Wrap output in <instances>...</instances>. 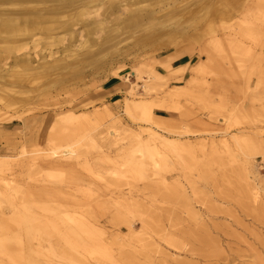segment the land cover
<instances>
[{
  "label": "rangeland",
  "instance_id": "374dc122",
  "mask_svg": "<svg viewBox=\"0 0 264 264\" xmlns=\"http://www.w3.org/2000/svg\"><path fill=\"white\" fill-rule=\"evenodd\" d=\"M21 1L23 4L0 8H27ZM118 1L127 0H98L96 13L82 12L77 18L72 11L73 17L60 20L69 27L66 32L37 15L0 27V110L21 117L11 124L0 122V157L5 163L0 167V179L10 184L8 190L0 187L1 231L10 234L18 224L24 227L27 216L36 219L31 225H38L49 217L42 211L49 204L58 212L74 211L94 222L110 241L141 238L156 244L157 249L146 251L152 264H264V18L252 4L256 0L139 1L142 15L157 18L175 6L190 9L184 19L193 33L185 39L197 47L192 64L201 66L192 94L174 99V103L164 101L170 84L145 93L146 74L138 81L129 77L126 92L136 84L139 96L135 98L151 99L165 109L177 108L170 116L155 107L154 114L167 119L153 123L140 115L129 119L116 104L90 97L94 78L117 68L127 73L146 68L152 55L161 50L159 46L146 54L144 47L143 52L127 49L111 65L90 69L93 58L84 57L103 42L104 33L97 31L88 40L81 23L102 18L109 5ZM126 8L121 18L133 15L135 7ZM101 60L105 62L104 56ZM191 75L190 71L188 77ZM104 106L109 116L102 115L97 123L118 131L116 145L102 141L96 143V149L85 143L71 147L78 137L69 136V131L62 143L48 138L49 119L69 111L91 117L102 113ZM153 130L162 138L180 137L177 147L152 140ZM135 136L166 157L168 165L150 177L152 182L124 173L126 153L135 144ZM68 146L79 149L78 160L49 158L50 149ZM49 174L58 179L46 178ZM252 185L258 187L255 201ZM181 189L185 199L179 198ZM74 202L79 205L73 207ZM136 205L145 219L143 228L137 216L121 211V207ZM123 222L132 226L133 233ZM21 236L28 258L43 264L44 252L29 251L34 238ZM9 259L0 258V264H14Z\"/></svg>",
  "mask_w": 264,
  "mask_h": 264
},
{
  "label": "bare ground",
  "instance_id": "6f19581e",
  "mask_svg": "<svg viewBox=\"0 0 264 264\" xmlns=\"http://www.w3.org/2000/svg\"><path fill=\"white\" fill-rule=\"evenodd\" d=\"M64 1L66 0H24V4L27 8L22 7L16 10H14V8H0V27H9L13 22L12 20L18 18L27 20L28 16L37 15L39 18L43 19L45 23H57L56 28L60 31L66 32L69 30V27H64L60 20L73 17L72 15L75 14L76 18L81 17L82 12L87 14L96 13L98 9H100L98 7L100 5L98 0H86V2L85 0H77L80 2H76V4L74 2L66 3ZM139 1L149 0H128V3L125 4L118 1L115 5H109V12H106L102 18L96 20H91V18L89 22L81 23L83 37L88 40H90V37L97 31L104 33L102 39L103 42L96 45V48L92 52H89L84 59L89 60L93 58L91 62L97 65L98 63L96 62H100V58L103 57L106 51L104 43L109 42L111 39H116L115 36L120 30L124 31L128 28L132 29V32L134 33L136 29L141 28L145 21L153 20L149 13L144 15L141 14V9L138 7ZM6 4L13 7V4L20 5L23 4V1L1 0L0 6L6 7ZM252 4L262 12V17L264 18V0H256ZM29 5H32V8H28ZM125 7H127L126 9L135 7L132 11V16L124 17L120 20L121 22L119 21L118 23V20L115 17L113 20L110 18L115 12H118L121 8ZM72 11L76 13L74 14ZM69 12L71 13L66 16L65 14ZM163 21L164 20L162 19L160 25L164 26L163 28H167L168 26ZM106 25H108L107 30H105ZM129 36L132 38V33L129 34ZM216 44H219V42ZM202 52L206 53L207 49L205 48ZM24 60L29 62L30 58L25 57ZM172 60L173 57H167L165 62L161 64L159 63V68L165 73L156 71L154 64H148L145 66L146 68L141 66L130 71L128 77H124V81L129 82V77H134L135 80L138 81L141 79L142 73L146 74L147 77L144 81L147 86H143L145 93H148L155 88H163L166 85L169 86L171 81H178L177 84L169 86L164 101L174 103V99L177 101L179 98H187L198 85L197 75L201 70V66H199V64L194 65L187 62L184 65L173 68L170 65ZM120 70V68L115 69L110 73V76L121 79L120 74H118V71ZM188 70L189 73L190 71L192 72V75L183 80L182 83H179L182 80L183 74ZM123 95L124 97L122 100L114 101L113 104H116L117 109L127 118L133 119L135 115H140L147 123H153L152 121L154 120L161 121L167 119L154 114V108L159 106L154 105L151 99L135 98L139 96L136 92V84H133L131 89ZM103 108L102 113H96L91 117H85L82 114H74L69 111L56 116L55 119H49L50 132L48 138H52L53 141L62 143L66 141V135H64V133L69 131V136L73 135V137H78L74 143L70 144L71 147L85 143L86 147L96 149V143H103L102 141L109 145H116L120 136L118 131L113 129L112 126L108 127L97 123L99 120L97 118L102 115L106 117L109 116L106 107L104 106ZM163 108V106H160L157 110L161 113H167L170 116L174 115L177 111L175 106L173 109L166 107L168 110ZM251 111L259 115L258 111ZM18 120H21L19 115H5L0 110L1 123L11 124ZM22 121L24 128L23 131L25 132L27 126L25 120ZM81 123L83 124L79 126ZM153 131L154 132L150 134L152 140H156L161 145L170 148L175 149L177 147L178 142L176 140L180 137L170 139L163 136L162 138L158 132H155V130ZM68 139L69 138H67V140ZM135 141V144L130 147V151L126 153V159L124 160L126 162L123 165L124 173L132 179H138L141 181L151 180L152 182L153 177L157 176L159 170L168 165L166 157L162 156L155 147H149L147 143H143L137 138V136H135ZM71 147L50 149L49 158L55 161H60L61 159L73 161L78 160L79 149ZM100 148L101 147L99 146V149ZM1 158L2 157H0V167L5 164ZM183 162L186 166L188 165V161ZM150 177H152V179H150ZM46 178L58 179V177L53 174H49ZM251 181L254 183L255 178H252ZM149 186L152 187L154 185L150 184ZM0 187L4 190H8L10 188L9 181L4 178L0 179ZM257 188L256 185H252V189L255 191L252 193L253 201L257 199ZM120 196H122L121 193ZM179 198L185 199L184 189L180 190ZM73 205V207H75L79 204L74 202ZM138 207H140V205L130 208L129 206L121 207V211H124L129 215L137 216L141 221V228H143L145 227V219H143L142 214L138 213L136 210ZM57 210V207L45 204L42 211L45 213V216H49L43 217L45 218V221L41 220L38 222V225H31V222H36V219L27 216L24 218V223L26 225L20 227L21 224H18L19 227L10 231L12 232L10 234L8 230L6 232L1 231L4 230V227L0 226V258L7 256L14 264H37L28 258L27 254L29 255V253L23 248V239L21 235L24 233L28 237V240L30 238H34L33 240H35V244L28 247L29 251H40L45 253L46 259L42 261L43 264H152L151 258L148 257L146 251L157 249L156 244L148 243L141 238H138L136 242L130 240H127L124 243L110 241L105 236L106 232L102 227L97 226L94 222H90L84 216L74 211L72 213L68 212V210H59V212ZM123 223L127 225L128 232L133 233L132 226L128 222ZM44 237L46 238L45 240ZM50 237H56L58 241L51 242V239H49ZM24 251L26 257L24 256Z\"/></svg>",
  "mask_w": 264,
  "mask_h": 264
},
{
  "label": "crops",
  "instance_id": "0c3cea01",
  "mask_svg": "<svg viewBox=\"0 0 264 264\" xmlns=\"http://www.w3.org/2000/svg\"><path fill=\"white\" fill-rule=\"evenodd\" d=\"M120 3H128V0L124 2L121 1ZM182 7L175 6L172 8V12L161 15L159 18H157L156 15H150L153 20L145 21L141 28L136 29L134 33L132 32V29L128 28L124 31L120 30V32L115 36L116 39H111L109 42L104 43V47L106 49L103 55L105 62H101L102 60H100V62H96L98 63L97 65L93 63L94 66L93 68L90 67V69L95 70L97 68H104L111 65V61L113 59H122L123 54L127 49L128 51L133 49L135 51L143 52V47L145 50H148L159 46L161 50L154 53L150 58L151 64L155 65L156 71L165 73L161 68H159V63L161 64L165 62L167 57H173V60L170 62V65L173 68L184 65L187 62L192 64L194 57H196L197 47L193 46L191 42L185 39L187 36H192L193 30L189 28V24H187L186 19H184V13L190 9L185 8L180 10ZM123 9L124 8H121L120 11L115 12L114 15H112L113 19L115 17L118 20L117 23L122 19L119 15ZM162 19L168 26L167 28H163L164 26L160 25V23H162ZM131 33L132 38L129 36ZM149 51L150 50L145 53L147 54ZM100 59H103V57ZM107 69L108 68H106V70ZM188 73L189 70L183 74L181 80L182 82L188 77ZM118 74H120L122 78L128 76L125 69L118 71ZM89 76L90 78L92 77L91 75ZM181 81L179 83H181ZM177 83L178 81H171L170 85L172 86ZM91 85L94 87V89L90 92L91 98H94L96 101L103 100L108 103H113L114 101L120 100L121 95L126 92L128 87L127 85H130V82H125L117 77H112L109 73V75L105 74L96 79L94 78Z\"/></svg>",
  "mask_w": 264,
  "mask_h": 264
}]
</instances>
